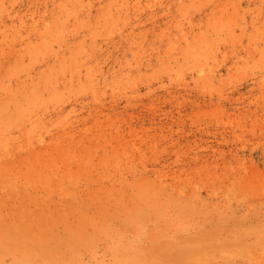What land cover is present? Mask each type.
Returning <instances> with one entry per match:
<instances>
[{
    "label": "rangeland",
    "instance_id": "obj_1",
    "mask_svg": "<svg viewBox=\"0 0 264 264\" xmlns=\"http://www.w3.org/2000/svg\"><path fill=\"white\" fill-rule=\"evenodd\" d=\"M0 264H264V0H0Z\"/></svg>",
    "mask_w": 264,
    "mask_h": 264
}]
</instances>
